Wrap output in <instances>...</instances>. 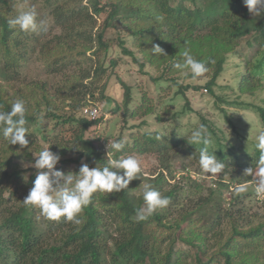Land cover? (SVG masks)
<instances>
[{"label": "trees", "instance_id": "trees-1", "mask_svg": "<svg viewBox=\"0 0 264 264\" xmlns=\"http://www.w3.org/2000/svg\"><path fill=\"white\" fill-rule=\"evenodd\" d=\"M14 1L0 0V111H10L16 99L25 101V127L28 129L29 144L25 147L9 145L0 128V264H220L222 257L226 258V264H264V222L245 232L236 228L237 234L220 250L219 259H216L218 252L208 254L205 243L207 234L212 224L222 223L223 217L217 215L216 220L212 218L210 222L209 213L214 214L215 207L220 206L214 205L208 211L204 208L205 201L216 200L213 197H217L222 202V189L233 187V176L229 177L231 182H218L216 189H209V198L198 204L199 207L190 208L185 203L187 200L192 203L194 197L186 195L182 200V192L191 194L203 189L190 173L182 177L189 184L188 190L182 186L167 190L164 173L147 176L141 173L140 179L132 180L124 191L94 193L91 203L79 214L82 220L79 225L64 217L51 220L39 206L25 204L24 199L38 172L32 165L45 147L59 153L61 160L56 169L65 174L78 173L82 161L90 168L107 164L108 151L100 143L99 130L104 118L102 115L95 121L89 120L83 114L88 106L103 104L107 111L109 104V114L122 113L124 123L114 140L124 139L126 144L120 152L114 153V158L126 154L153 155L165 171L169 169L168 162L176 157L185 161L181 170L186 172L190 170L188 167L196 169V164L200 167L199 146L187 143L190 132H179L183 126L178 122L174 129L165 126L163 131H143L149 125L145 118L152 117L157 124L169 122L171 125V121L177 117L173 104L164 103L163 98L155 104V96H151L147 89L137 104L132 86L124 82L122 100L118 102L104 93L108 82L100 89L94 81L96 74L99 83L107 73L105 64L99 65L93 72L83 73L85 56L93 53L95 60L91 57L88 60L100 62L102 55H109L111 48L105 40L108 30L139 29L150 20L152 7L157 18L166 13L164 0H108L106 3L88 0L86 4L84 0H47L54 26L48 27L45 23L46 30L36 32H25L9 25L8 21L19 14L14 13ZM188 1L194 4L191 8L181 6L172 11V18L175 13L178 23L171 18L166 20L167 23L173 22L168 25V34L164 38L157 32L155 24L146 30L132 32L140 37L138 47L149 59L152 55L148 51L154 45L152 34L162 39L166 46L165 55L154 61L155 66L150 64L158 71L157 76L150 74L151 79L164 84L162 81H165V77H173L165 82L171 81L178 87L176 96L186 97V92L197 90V86H183L180 79H187V76L192 78L191 74L185 75L174 67L176 63L183 62L182 53L189 50L208 68L195 80L209 76L205 87L207 92L214 95L229 55H238L241 41L257 34L258 50L251 60H243L244 65L238 66L241 72L236 79L238 89L243 94L262 92L264 11L252 16L243 0H183V4ZM88 5L92 7L93 14L88 11ZM104 14L106 17L100 25L97 18ZM98 25L100 27L96 30ZM56 29L60 30L59 34L55 33ZM122 51L126 56H134L123 45ZM35 60L43 63L41 71L33 75L29 66ZM117 64L113 58L108 67L114 72ZM65 68L71 70L67 72ZM185 88L188 91L185 92ZM243 107L255 110L264 123L262 106ZM142 118L143 122L128 125L132 119ZM201 119L211 137H216L210 151L216 150L215 155L225 164L220 176L227 173L229 167L237 168L243 176L246 169L252 167L254 170L257 167L260 153L255 148V141L233 145L218 124L210 122L203 115ZM188 145L190 148L186 147L185 150L184 147ZM118 171L122 174L123 170ZM251 177L247 175L245 178L248 180L242 182H250ZM143 184H151L169 197L170 203L147 219L137 221L135 210L144 206ZM246 198V194L233 197L230 199L231 205L249 203ZM242 207L246 205L240 206L239 211L244 210ZM241 243L250 246L244 249Z\"/></svg>", "mask_w": 264, "mask_h": 264}, {"label": "rangeland", "instance_id": "rangeland-1", "mask_svg": "<svg viewBox=\"0 0 264 264\" xmlns=\"http://www.w3.org/2000/svg\"><path fill=\"white\" fill-rule=\"evenodd\" d=\"M101 1L102 3L108 2V0ZM87 2L88 0H84V4H86ZM164 2L166 13L157 18L155 8L152 7L153 14L150 16V20H148L145 25H142L139 29L134 28L132 29V31H118V29L108 30L105 33V40L111 48L109 55H100V62L88 60V57H91L92 59L96 58L93 53L88 54V57L85 56L83 73L85 71L93 72L94 70L98 69L99 65L105 64V66L107 67V73H104V75L99 80V83L97 81L96 74L94 81L100 89L103 88L106 82H108L104 93L112 96L118 102H121L122 100L124 92V82L128 86H132L131 88L133 89L134 98L137 104L140 101V98L142 96L141 94H146L145 90L147 89V91L151 93V96H155V104H157L159 100L163 98L164 103H171L174 105L173 111L177 117L173 121H171V125L169 122L164 123V126L159 123L157 124V122L152 117L145 119L142 118L139 120L132 119L131 123L128 124H138L140 122H143L144 119L148 122L149 125L145 126L143 128V131H147L148 129L163 131V128L165 126H167L169 129H174L175 125L178 122V125L183 126V128H181L179 132L185 134L187 132L191 133L194 128L203 123L201 119L203 115L207 120L218 124V126L224 130L226 138L231 144L239 146L241 144H244L245 142L248 143L251 140L256 142V136L261 131H264V123L262 122L259 115L254 112L255 110H248L243 106L255 105L256 107H258L259 105L264 108V89L262 92H256V94L254 95L243 94L238 89V82L236 78L237 74L241 72L240 67L244 65L243 60H251L258 50L259 44L257 40V34H252L241 41V44L238 47V55L236 53H232L231 55H229L227 61H225L223 72L218 79L217 87L214 90V95L210 94V92H207L205 87V84L210 80L209 76H206L200 80H195L187 76V79H180L182 85L197 86V90H190L189 92H186L188 90L185 88L186 90H184L187 94L186 97L182 95L176 96L175 93L177 92L178 87L171 81L165 82L166 80H171L169 78L173 77H165V81H162L164 82V84L156 83L150 77V74H154V76H157L158 74L157 68L151 66L150 64H153L155 66L156 64H154V61L160 60L159 57H163L164 55L161 53H155L151 48L148 51V54L152 55V58L149 59V56H147L146 53H143L140 50L141 47H138L141 43L140 37L134 36L135 34L132 33L134 32V30H146L155 24V26L157 27V32L162 34V37L164 38V36L168 34V25L173 22V20L175 23H178L175 13L174 17L172 18V11L181 6H183L184 8H191L194 5L189 1L188 3L183 4V0H164ZM12 3L14 13H20L21 11H26L34 7L37 11L38 20H43L48 25V27L54 26L53 20L50 16L51 6L47 0H15ZM88 11L90 12V14H93V9L89 5ZM252 16H254V14H252ZM105 17L106 15L104 14L101 18H97L100 25L102 24V21L103 19H105ZM169 18L173 20H171L170 23H167L166 20H168ZM100 25L96 27V30H98ZM55 33L59 34L60 30L56 29ZM152 35L154 36V39L152 38V44L159 45L163 49V52H165L166 46L165 44H163V40L159 39L154 34ZM30 42L34 43L33 40H31ZM122 45L130 52H132L134 56L124 55L122 51ZM34 57L36 58V56ZM113 58H115V60H117L118 62L114 72L111 67H108L110 60ZM33 62H31L33 64L30 63L31 65L29 66V69L33 75H36L41 71L43 62L41 60H35ZM239 65L240 70L238 69ZM65 69L67 70V72L68 70H71V68ZM99 73H101L100 70ZM110 74L111 77H109ZM91 76H93V74ZM101 92L102 91L100 90L99 93ZM98 105L102 108L103 113L107 114V116L103 115L104 121L99 129L101 134L100 143L102 144V146H104V143L108 142L107 140H114L115 136H117L120 132V129L124 122L122 113L117 115L109 114V110L111 108L109 104H107V111H105V106L103 104ZM207 130L210 133L208 128ZM215 139L216 137L212 138L213 144H215ZM186 147L190 148L189 145L185 146V150ZM135 156H137V158L141 160L142 173L144 175H157L160 174V172L164 173L167 182L165 184V188L167 190L171 189L173 186H182L186 190H188L189 184H187L182 179V177L188 176L190 173L191 178L193 180H196L197 183L203 186V189H200L198 193L189 194L187 191L182 192V200H185L186 195H191L194 197V201L192 203H190V200H187L185 203V205H188L190 208H196V205L201 204L207 198H209V189H216L218 187V182H231V179L229 177H234L232 183L233 187L228 190H225L224 188L222 189V202L219 201L220 198L213 197L216 198V200L208 199L205 201L204 205V208L208 209V211L210 210L209 208L214 205L220 206V208L215 207L214 214L209 213L210 222L212 218L216 220L217 215L223 217L221 224H212V229L207 234V237L205 239L206 246L209 250L208 254L211 255L218 252V256L216 259H219L220 250L225 247L230 238L235 237V234H237L235 232L236 228H241V230L245 232L249 228L256 227L260 223L264 222V197L258 198L255 193L254 175H252V177L250 178V182H242L243 180H246L245 177L247 175L243 176L242 173L238 172L237 168L235 169V167H229L230 170L222 176H206L197 164L195 166L196 169L193 167H188L190 168V170L184 172L183 170H181V166L185 161L183 159H177L176 157H174L169 162L167 161L169 163V169H165L164 171L161 162L157 160L153 155ZM178 161L179 163H177ZM256 169L257 167L254 168V172ZM242 183H246L248 185V191L244 193H236L235 187ZM240 194H246V200H248L249 203H238L239 206L233 204L231 205L230 199H233V197H237ZM242 205H246V207H242L244 208V210L239 211V207ZM212 210H214V208H212ZM232 211L234 213L231 215ZM249 216H251V219ZM198 243L201 244L202 241L199 240ZM110 244H112L111 241ZM241 246L245 249L247 247L249 248L250 245L241 243ZM148 264L151 263L148 262ZM220 264H226V258L222 257Z\"/></svg>", "mask_w": 264, "mask_h": 264}, {"label": "clouds", "instance_id": "clouds-1", "mask_svg": "<svg viewBox=\"0 0 264 264\" xmlns=\"http://www.w3.org/2000/svg\"><path fill=\"white\" fill-rule=\"evenodd\" d=\"M243 4L254 15H260L264 11V0H243ZM8 23L11 27H19L20 30L25 32H36L39 29L46 30L45 22L38 21L37 11L34 7L21 11ZM152 49L155 53L165 55L159 45H153ZM182 56L183 62L176 63L174 67L185 75L190 73L191 77L195 79L208 71L206 63L196 59L189 50H185ZM94 106L101 109L99 118L102 115L107 116L98 104L92 107ZM26 111L27 108L23 99H16L12 102L10 111H0V128H2L3 137L9 145L19 144L21 147H25L29 144L28 129L25 127ZM187 143L199 146L198 163L206 176L217 177L223 173L225 164L215 155L216 150L210 151L213 140L205 125L201 124L194 128ZM125 144L124 139L108 140V143H104V148L108 151V162L105 166L90 168L87 163L82 161L78 173L68 172L67 174L56 169L61 160L59 153L51 151L50 147H45L40 151L32 165L38 172L32 188L24 199L25 204L39 206L43 214L51 220H59L64 217L67 221H71L76 225L81 224L82 220L79 218V214L91 203L94 193L98 191L119 193L128 189L132 180L140 179L142 163L137 156L126 154L114 158V153L120 152ZM110 147L112 151H110ZM255 148L260 153L257 169L254 172L253 168L250 167L245 170L244 175L255 176V193L260 198L264 197V131L256 136ZM25 166L27 167V165ZM118 170H123L122 174ZM247 191L248 185L246 183L235 187L236 193ZM143 200L144 206L135 210L137 221L147 219L170 203V198L157 191L151 184H144Z\"/></svg>", "mask_w": 264, "mask_h": 264}, {"label": "built area", "instance_id": "built-area-1", "mask_svg": "<svg viewBox=\"0 0 264 264\" xmlns=\"http://www.w3.org/2000/svg\"><path fill=\"white\" fill-rule=\"evenodd\" d=\"M83 114L90 120H96L101 114V109L98 106L87 107L84 109Z\"/></svg>", "mask_w": 264, "mask_h": 264}]
</instances>
